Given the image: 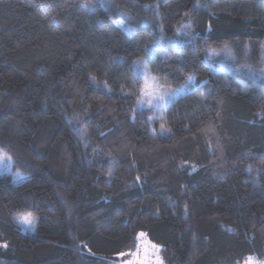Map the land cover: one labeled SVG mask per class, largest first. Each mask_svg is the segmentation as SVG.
Listing matches in <instances>:
<instances>
[{"label":"trees","instance_id":"1","mask_svg":"<svg viewBox=\"0 0 264 264\" xmlns=\"http://www.w3.org/2000/svg\"><path fill=\"white\" fill-rule=\"evenodd\" d=\"M178 28L150 70L194 90L139 110ZM0 148L26 178L0 177V264H121L138 233L163 264L263 262L264 0H0Z\"/></svg>","mask_w":264,"mask_h":264},{"label":"rangeland","instance_id":"2","mask_svg":"<svg viewBox=\"0 0 264 264\" xmlns=\"http://www.w3.org/2000/svg\"><path fill=\"white\" fill-rule=\"evenodd\" d=\"M97 1L105 9L112 10L115 7V0H97ZM198 4H199V2H197L195 6H198ZM117 21H118V23L121 25V27L125 31H133L135 29V27L123 15H121ZM184 27H186V25H184ZM154 32L155 33H158L159 31L155 29ZM185 33H187V32H185ZM182 34H183V32L181 31L180 28H178L176 30L175 34L172 37H168L165 34L164 31H160L158 33L157 39L152 44L149 52L145 56H143L141 59H139V60H137L135 62V71H136V74L142 76V78H143V74H144L145 71H147L151 75H154L151 72V70H150V65H149L150 59H153L159 52H162L165 48L168 47L169 44L167 43V41H172V40L176 39V35L181 36ZM223 54L225 56H229V52L227 51V49L226 50L223 49L222 51L212 52L210 54V57H208V62H210V60L212 58H216V60L219 59V58H221V56H223ZM211 55L214 56V57H212ZM213 69H214V71L217 70V68L215 66L213 67ZM158 83H159V86H160V89H159L160 92L166 93L164 102H161L159 100L158 95L157 96H153V97H148V96H142V95H140L139 100H138V106H137V108L139 110H153L159 116V114L161 112H163L164 110H166L169 106H171L178 99H180V98L188 95L189 93H191L194 90V79H190L184 85H182L180 87H176V88L166 85L159 78H158ZM173 94H175L174 95V98L170 99V97ZM149 99H151V104L148 103ZM141 101H142V103H141ZM0 151L4 152L1 148H0ZM4 153H6V152H4ZM8 175L9 176H12L13 181L17 185H21L26 180L25 176H23L21 173H19L18 171H16L14 169V162H13V160H12V165L10 167V170H0V177L8 176ZM18 175L20 177H23V179H18L17 178ZM22 215H28V214H22ZM22 215L17 216V219L16 220H17L18 225L21 227V229L23 230L24 233L34 234L36 232V229H37V221H36V218L33 215H31L34 218V223L31 224V225H27V224H24L19 219V217H21ZM154 251L155 250H150V253L151 252H154ZM142 255H143V250H141V256ZM155 255L159 257V262H162V264H163L162 252H161L160 247H159L158 252L155 253ZM124 258L122 257L121 258V261H123ZM127 259H129V257H126L125 260H127ZM150 259L152 260V264H158V262L155 259V257L152 256L151 254H150ZM253 264H260V261L253 259Z\"/></svg>","mask_w":264,"mask_h":264},{"label":"snow or ice","instance_id":"3","mask_svg":"<svg viewBox=\"0 0 264 264\" xmlns=\"http://www.w3.org/2000/svg\"><path fill=\"white\" fill-rule=\"evenodd\" d=\"M143 80H144V87L141 88V95L142 96H148L153 97L157 96L159 97V100L161 102H164L166 93L160 92V86L158 83V77L151 75L147 71L143 74ZM173 94L170 99L174 98ZM142 103V101H141ZM149 104H151V99L148 101ZM164 126L161 125V129H163ZM12 165V157L2 151H0V170H10V167ZM18 179H23V177H20L18 175ZM19 219L27 225H31L34 223V218L31 216V214L28 215H22L19 217ZM137 241L136 244V250L135 251H128V252H122L119 255L120 256H127L129 259L123 260L121 264H152V260L150 259V254L155 257L158 264H162V262H159V257L155 255L156 252L159 250V246L152 243L150 240H147V234L146 233H138L137 237L134 238ZM3 247H7V244L2 245ZM141 250H143V255L141 256ZM150 250H155L154 252L150 253ZM245 264H253V258L248 257ZM260 264H264V262H260Z\"/></svg>","mask_w":264,"mask_h":264}]
</instances>
